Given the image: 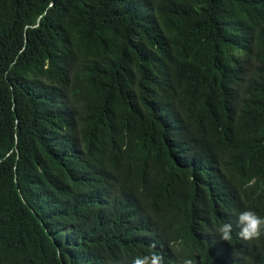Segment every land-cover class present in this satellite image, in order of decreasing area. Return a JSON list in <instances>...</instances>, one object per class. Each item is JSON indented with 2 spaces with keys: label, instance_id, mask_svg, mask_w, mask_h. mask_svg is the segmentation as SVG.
I'll list each match as a JSON object with an SVG mask.
<instances>
[{
  "label": "trees",
  "instance_id": "obj_1",
  "mask_svg": "<svg viewBox=\"0 0 264 264\" xmlns=\"http://www.w3.org/2000/svg\"><path fill=\"white\" fill-rule=\"evenodd\" d=\"M234 204L264 215V0H0V264H264Z\"/></svg>",
  "mask_w": 264,
  "mask_h": 264
},
{
  "label": "clouds",
  "instance_id": "obj_2",
  "mask_svg": "<svg viewBox=\"0 0 264 264\" xmlns=\"http://www.w3.org/2000/svg\"><path fill=\"white\" fill-rule=\"evenodd\" d=\"M119 222L122 221L112 220L114 234H116V226ZM122 223L125 228L122 236H134L137 246L140 247L131 228L126 223ZM220 223L217 232L221 240L231 241L235 261L247 260L251 255H256L258 250L264 248V215L252 209H242L240 205L234 204L223 209L220 214ZM132 264H173V262H165L164 256L154 250L148 255L135 257ZM178 264H196V261L192 256L184 254L179 258Z\"/></svg>",
  "mask_w": 264,
  "mask_h": 264
}]
</instances>
